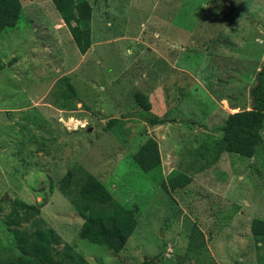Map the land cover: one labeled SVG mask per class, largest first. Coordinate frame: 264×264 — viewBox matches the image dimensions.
Wrapping results in <instances>:
<instances>
[{"label": "rangeland", "instance_id": "obj_1", "mask_svg": "<svg viewBox=\"0 0 264 264\" xmlns=\"http://www.w3.org/2000/svg\"><path fill=\"white\" fill-rule=\"evenodd\" d=\"M20 1L17 23L0 33V214L10 196L41 200L40 215L93 264L150 257L148 264H257L264 238L257 248L250 222L264 217V152L223 151L203 168L178 159L201 150L228 111L250 106L249 84L264 62V0H88L91 46L84 55L51 0ZM168 65L174 78L182 70L195 75L197 95L182 103L178 85L168 83L169 114L195 121L175 119L156 137L162 164L190 174L203 169L202 188L195 181L168 192L132 158L157 134L141 118L135 92L147 93L156 113L152 101L158 110L164 104L149 92ZM75 163L123 205H138L136 227L118 252L81 237L80 225L73 231L81 220L56 183ZM193 225L204 246L186 252ZM6 247L15 250V243L0 219V250Z\"/></svg>", "mask_w": 264, "mask_h": 264}, {"label": "trees", "instance_id": "obj_2", "mask_svg": "<svg viewBox=\"0 0 264 264\" xmlns=\"http://www.w3.org/2000/svg\"><path fill=\"white\" fill-rule=\"evenodd\" d=\"M51 1L67 26L78 51L84 55L91 46L89 19L92 8L88 0ZM21 9L20 0H0V33L5 27L17 23ZM259 24L264 29V21H260ZM67 85L74 90L70 81H67ZM249 93L250 106L229 112L224 120L213 125L211 128L218 133L202 143L199 147L201 150L191 155L193 158L191 163H202L200 166L206 167L205 164L214 160L216 162L223 151L243 156L264 152V62L255 71ZM135 98L142 106L141 118L149 124L171 119L148 110L151 101L147 93L137 91ZM182 121L195 120L186 118ZM132 158L168 192L184 186L191 180V176L183 170L172 169L166 175L163 174L159 143L151 134L147 135L133 152ZM56 186L67 196L80 217L78 233L81 237L104 244L115 252L124 247L137 224L136 203L132 206L123 205L114 198L101 179L80 163L67 168L57 179ZM5 202L7 210L0 214V219L12 234L15 250L7 247L1 249L0 264H92L40 215L42 201L28 202L14 195L8 197ZM2 205L0 203V208ZM251 218L250 230L258 248L264 238V217L254 215ZM204 241L202 230L193 225L186 252L203 247ZM151 261L152 257L137 264H148ZM208 264L219 263L211 261ZM257 264H264L261 253Z\"/></svg>", "mask_w": 264, "mask_h": 264}, {"label": "crops", "instance_id": "obj_3", "mask_svg": "<svg viewBox=\"0 0 264 264\" xmlns=\"http://www.w3.org/2000/svg\"><path fill=\"white\" fill-rule=\"evenodd\" d=\"M58 13V12H57ZM60 20H62L61 18H60V16L58 15L57 16ZM63 21V20H62ZM64 22V21H63ZM58 26H60L61 27V25L59 24ZM261 27V26H260ZM262 28V27H261ZM171 65H173L172 63H171ZM257 65V64H256ZM244 66V67H243ZM242 67H241V71H242V74H243V72H244V70H245V68L247 67V65H243ZM259 67V65H257L256 66V68H258ZM183 68V67H182ZM184 69V68H183ZM174 72V69H173V66H170V65H168V69H167V71H165L164 72V80H162L163 78H161V77H157V76H155L154 78H153V82H154V84H155V86H154V89L152 88V90L153 91H150L149 92V95L150 96H156V95H158V93H159V97H160V99H162V102H163V106L162 107H160V109L158 110V109H156V107H155V105H154V103H153V101H152V109H154L153 111L154 112H156V113H153V114H158V115H165V116H167V114L168 115H171V114H169V112H170V107H166L167 105H168V102H169V100L171 99L172 100V95H169V93H168V83H171V84H174V83H176L177 85H178V88H179V91H180V93H181V96L182 95H184L183 96V98H182V103H184V99H185V97H186V95H188V94H196V93H194V86H195V88H196V81H194V80H196L195 78V75L191 72L190 73V75H186V73L183 71H181V74L182 73H184L183 74V77H181V79H178V78H174L173 77V72ZM186 72H188L187 70H186ZM190 72V71H189ZM185 76H187V79L189 78V87H188V89H187V87L186 86H188L187 85V82L188 81H186L184 78H185ZM253 81H254V79H252ZM253 81H251V83L253 82ZM160 83H162L163 85H164V87H162V89L160 88L161 87V84ZM250 83V84H251ZM249 84V85H250ZM194 85V86H193ZM160 90H162V92L160 91ZM196 90V89H195ZM187 91V93L185 94V92ZM184 92V93H183ZM197 95V94H196ZM190 97V96H189ZM192 98H194L193 99V101H197L198 99H197V96H194V97H191V99ZM215 98V97H214ZM216 99V98H215ZM189 102H190V100H189ZM192 103V102H191ZM161 105V104H160ZM166 105V106H165ZM214 107H215V102H214V104H212ZM168 106H170V105H168ZM191 106H194V105H191ZM158 108V107H157ZM156 109V110H155ZM238 110V109H237ZM233 111V110H232ZM230 111H228L227 113H226V115L229 113ZM225 115V116H226ZM172 117H171V119H177V118H174L175 116L174 115H171ZM186 118H188V117H186ZM171 119H169V120H167V121H164V122H156V123H154V124H152L151 125V128H154V129H156V131H157V134L155 135V137H157V138H161V137H164V135H165V133H166V128H168V127H170V126H172L173 125V123H178V122H175V120H171ZM179 122L180 121H182V120H180V119H177ZM222 121V120H221ZM187 123V122H186ZM189 123V122H188ZM190 123H194V122H190ZM220 123V122H219ZM184 124H185V122H184ZM186 125V124H185ZM168 132V131H167ZM159 140V139H158ZM158 143H159V150H160V155H161V167H162V171H163V174L164 175H166L168 172H170L172 169H174L173 168V166H171V167H169V168H165V166H164V164H162L163 163V155H162V147H161V141L159 140L158 141ZM224 152H227V151H224ZM232 153V152H231ZM223 154V153H222ZM185 158V160H183V158L182 159H178V160H182L183 162H184V164L185 165H189L190 163H191V160L193 159V158H190L188 155L186 156V157H184ZM220 158H223V155H221V157ZM180 164V163H179ZM191 164H193V163H191ZM217 166V164L215 163V167ZM203 170V169H202ZM202 170H198L197 172L196 171H194L193 172V174H190V173H188L187 172V174H189L190 176H191V180L187 183V184H185L184 186H182L183 188L185 187V186H187V185H189V183H191V185H193L194 183H195V181L199 184L198 186L200 187V188H202L201 187V185H200V181H201V179H203L202 178V175H204V173H205V171H202ZM184 171V170H183ZM157 183V182H156ZM158 185H160L159 183H157ZM161 186V185H160ZM181 188V187H180ZM215 188L216 189H218V187H216V185H215ZM177 189V188H176ZM176 189H174V190H176ZM37 201H41V200H37ZM180 204V203H179ZM42 205H43V203H42ZM181 206V205H180ZM42 207V206H41ZM182 207V206H181ZM183 208V207H182ZM75 213H76V211H75ZM78 215H77V213H76V217H77ZM52 217V220L54 221V222H52V223H56L55 225H57L58 226V221H56L55 220V218H53V216H51ZM78 218H79V220H80V217L78 216ZM136 218V217H135ZM50 220V219H49ZM76 221V220H75ZM80 222V221H79ZM76 223H77V221L76 222H73V224H72V226H73V231L75 232V231H77V229H78V226L79 225H81V223L80 224H78V225H76ZM74 227H75V229H74ZM80 228V227H79ZM78 232H79V230H78ZM79 234V233H78ZM78 250V249H77ZM112 250V249H111ZM82 252V251H81ZM83 253V252H82ZM84 254V253H83ZM87 258V257H86ZM88 259V258H87ZM89 260V259H88ZM90 261V260H89ZM91 262V261H90ZM92 263V262H91ZM93 264V263H92Z\"/></svg>", "mask_w": 264, "mask_h": 264}]
</instances>
